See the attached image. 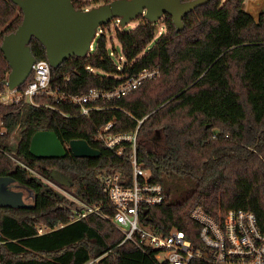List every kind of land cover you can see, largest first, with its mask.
<instances>
[{"label": "trees", "instance_id": "obj_1", "mask_svg": "<svg viewBox=\"0 0 264 264\" xmlns=\"http://www.w3.org/2000/svg\"><path fill=\"white\" fill-rule=\"evenodd\" d=\"M112 1L72 4L86 11ZM245 1L210 0L183 18L181 31L169 15L155 23L140 16L129 31L114 19L100 27L84 57L50 67L48 93L35 97V105L0 99V177L25 189L24 201L33 195L30 207L0 208V264H158L153 253L121 244L122 235L99 216L72 222L76 204L17 163L45 179L52 170L72 177L73 195L105 211L101 177L131 176L128 157L118 158L95 139L110 122L111 134L136 131L137 163L164 190V204L149 210L145 226L164 234L177 229L197 243L190 212L200 206L214 218L229 209L251 212L264 230V12L252 17ZM21 20L10 0H0V46ZM111 30L120 53L108 38ZM29 47L36 61H46L38 41L31 39ZM6 65L0 52V95L10 71ZM154 69L157 77L118 100L96 102L88 117L79 116L67 98L91 89L111 91ZM39 131L56 134L64 158L30 155L31 138ZM72 140L85 141L99 157L75 158L68 148ZM38 227L50 231L37 235Z\"/></svg>", "mask_w": 264, "mask_h": 264}, {"label": "built area", "instance_id": "obj_2", "mask_svg": "<svg viewBox=\"0 0 264 264\" xmlns=\"http://www.w3.org/2000/svg\"><path fill=\"white\" fill-rule=\"evenodd\" d=\"M249 3H252L259 12H264V0H250ZM249 3L245 2L246 10ZM99 29L96 30L95 37L100 32ZM157 76L156 69L144 70L114 90L91 89L83 95L67 98L79 109V116L88 117L93 109H97L93 106L96 102L118 100L134 91L142 82ZM49 80L48 62L36 61L25 81L27 83L25 88L6 90L13 98L5 99L1 94L0 99L11 104L23 100L24 103L35 105L33 102L35 97L48 93ZM111 127V122L107 123L97 131L95 139L114 152L118 158L128 157L131 176L127 178L121 173L102 176L101 191L107 198L105 211L102 210L103 207L90 206L76 198L74 200L76 208L72 209L70 215L72 222L85 219L89 215L99 216L107 220L122 235L121 244L128 242L143 254L153 253L158 264H190L193 261L203 264H264V230L251 212L229 209L214 218L202 207H194L190 212V219L198 227L197 243H193L183 231L177 229L164 234L145 226L143 220H149V210L164 204L166 200L164 190L162 186L150 183L149 173L137 163L136 131L111 134L109 132ZM126 144L131 148L129 155L125 153ZM17 163L53 189H63L25 164ZM48 231L50 230L42 227L36 229L37 235Z\"/></svg>", "mask_w": 264, "mask_h": 264}, {"label": "water", "instance_id": "obj_3", "mask_svg": "<svg viewBox=\"0 0 264 264\" xmlns=\"http://www.w3.org/2000/svg\"><path fill=\"white\" fill-rule=\"evenodd\" d=\"M22 12V20L15 32L3 37L0 52L10 72L3 85L8 91L20 88L30 75L36 62L30 51V41L35 39L45 49L46 61L57 68L71 58L84 57L91 49L96 30L117 19L124 27L142 16L151 23L169 15L176 31L183 30V18L210 0H113L87 11L76 10L72 0H10ZM247 13L252 17L262 13L249 3ZM75 158H97L100 151L91 148L83 140L68 144ZM29 153L36 159H61L66 151L52 131L36 132L29 145ZM48 178L65 189H71L73 178L50 171ZM14 181L0 177V208H27L22 190H11ZM9 185H12L9 187ZM17 189H21L15 186ZM26 191V190H25ZM29 197L33 198L31 192Z\"/></svg>", "mask_w": 264, "mask_h": 264}, {"label": "rangeland", "instance_id": "obj_4", "mask_svg": "<svg viewBox=\"0 0 264 264\" xmlns=\"http://www.w3.org/2000/svg\"><path fill=\"white\" fill-rule=\"evenodd\" d=\"M90 1H91V0H90ZM224 1H225V0H220V3L222 4ZM249 1H250V0H246L245 2H246V3H249ZM245 10H246V9H245ZM256 15H257V14H255L253 17L256 18ZM138 23H139V19H135V20H133L132 22H130V23L128 24V26H127L126 28H124V29L127 30V31L132 30V29H134V28L138 25ZM162 26H163V24L161 23V24L158 25V28H161ZM122 28H123V27H122ZM122 28L120 27V29H122ZM162 28H163V27H162ZM160 30L163 31V29H160ZM0 31L4 32V31H3V28H1ZM108 38H109L110 40H112V45L114 44V46H115V50H116V53H120V48H119L118 44H115V43L113 42V40H114V32H113V30H111V31L109 32ZM95 39H96V37H95L93 40L95 41ZM94 41H93V43H94ZM6 67H7V65H6ZM9 72H10V71L8 70V72L4 75L5 80H7V77H8ZM5 80H4V81H5ZM6 90H7V89L5 88V90L2 92V97H4L5 99H7V97L10 98V99H12L13 96H12L11 94L7 93ZM1 101L4 102L6 105H7V104H11L10 102H8V101H6V100L3 101L2 98H1ZM4 103H3V104H4ZM16 137H17V134H16V131H14V132L11 134L10 139H9V145L11 146V148H14V144H15V142H16ZM46 184H47V183H46ZM48 186H49V185H48ZM52 188H53V187H52ZM23 190H24V193H25V192H26L25 189H23ZM54 190L57 191L59 194H61V195L66 199V201H67L68 203L73 202L74 204H76L75 201H74V200H76V197L73 195V192H72L71 190H69V189H65V188H63L62 190H57V189H54ZM25 197H26V196H25ZM25 204L28 205V206H31V205H32L31 199H30V198H26Z\"/></svg>", "mask_w": 264, "mask_h": 264}, {"label": "flooded vegetation", "instance_id": "obj_5", "mask_svg": "<svg viewBox=\"0 0 264 264\" xmlns=\"http://www.w3.org/2000/svg\"><path fill=\"white\" fill-rule=\"evenodd\" d=\"M12 185H14L13 187H11ZM12 185H9V187H11L10 189L11 190H23V189H17L15 186H17V185H15L14 183L12 184ZM25 196L23 195V198H24ZM25 199V198H24Z\"/></svg>", "mask_w": 264, "mask_h": 264}]
</instances>
